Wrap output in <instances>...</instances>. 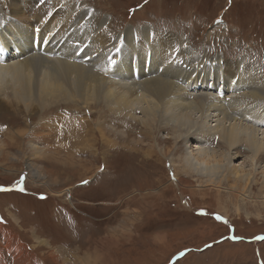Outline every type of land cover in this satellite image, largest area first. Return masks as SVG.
I'll return each instance as SVG.
<instances>
[{
	"label": "rangeland",
	"instance_id": "1",
	"mask_svg": "<svg viewBox=\"0 0 264 264\" xmlns=\"http://www.w3.org/2000/svg\"><path fill=\"white\" fill-rule=\"evenodd\" d=\"M76 3L80 10L74 15L93 9L99 23L108 18L119 36H127L128 29L133 33L153 27L163 36L186 40L196 54L194 65L189 56L180 55L174 69L194 76L200 62L224 56L264 73V0ZM7 14L0 4V22ZM78 15L69 16L72 23L85 20ZM140 37L135 35L134 43H144ZM126 45V38L118 43L119 49ZM107 60L116 65V51ZM240 80L247 81L242 75ZM234 89L221 99L244 93L243 87ZM17 112L0 111V264H18V244L26 247L22 264H264V164L250 160L251 154L228 166L243 168L246 175L253 171V190L238 185L235 198L230 195L232 181L210 186L206 199L199 191L194 198L169 180L177 172L185 184L202 182L180 169L183 145L169 139L168 128L154 129L157 142H152L139 124L141 113L140 121H133L105 102ZM209 120L210 127L216 125ZM196 121L201 123L199 117ZM154 144L171 149L172 155L163 158ZM31 165L45 172L49 184L31 173ZM16 182L28 193H40L41 201L37 195L4 191Z\"/></svg>",
	"mask_w": 264,
	"mask_h": 264
},
{
	"label": "bare ground",
	"instance_id": "2",
	"mask_svg": "<svg viewBox=\"0 0 264 264\" xmlns=\"http://www.w3.org/2000/svg\"><path fill=\"white\" fill-rule=\"evenodd\" d=\"M41 1H45L40 7L44 8L35 11ZM73 1L0 0L8 11L0 25V98L6 102L0 101V111L33 114L63 103L88 106L105 102L109 110L133 121L139 122L137 115L141 113L139 124L145 126V136L156 143L154 129L172 130L169 139L183 145L180 169L202 180L196 185L185 184L174 172L169 180L180 193L183 187L190 197H198L199 191L208 198L210 186L220 188L222 183L232 181L235 185L230 195L235 198L238 185L253 190L257 183L254 172L246 175L243 168L228 165L245 154H251L249 159L257 164H264V73L252 64L244 66L242 60L232 63L224 56L215 62H200L196 76L174 69V57L180 53L189 56L194 65L192 57L196 54L187 47L186 40L163 36L153 27L133 33L128 29L127 36H119L109 27L112 21L103 18L99 23V15L89 8L83 10V15L77 14L80 19L85 16V22L72 23L69 16L74 19L75 10H80V4L74 5ZM135 35L148 46L134 44ZM125 38L126 48L117 53L119 62L110 64L107 58ZM35 41L39 52L34 50ZM241 75L247 80L244 84ZM185 77L187 84L183 82ZM240 87L244 93L221 99L230 89L235 88L234 93ZM198 117L201 123L196 121ZM209 119L216 125L210 127ZM114 142L109 144L115 147ZM155 148L163 158L172 155L169 148L154 144ZM29 167L40 180L46 178L43 170ZM22 247L17 246L21 254L15 260L18 264H22L21 259L27 260L26 247Z\"/></svg>",
	"mask_w": 264,
	"mask_h": 264
},
{
	"label": "flooded vegetation",
	"instance_id": "3",
	"mask_svg": "<svg viewBox=\"0 0 264 264\" xmlns=\"http://www.w3.org/2000/svg\"><path fill=\"white\" fill-rule=\"evenodd\" d=\"M18 182H20V181H18ZM18 182H16V183H14L13 185H6V187L4 188V191H6V192H15L16 194H18L19 196L21 195V196H26V197H31V196H35V195H37V197H38V200L39 201H41V194L40 193H36V192H34V191H32V192H30V193H28L27 191H24V190H21V185H18ZM20 198V197H19ZM34 198V197H33ZM36 198V197H35ZM21 199V198H20ZM34 203V202H33ZM38 203H40V202H38ZM34 214V213H33ZM35 215V214H34ZM56 221L58 220V219H55ZM2 222V221H1ZM21 222V221H20ZM229 239L231 240V241H234L232 238H230L229 237ZM185 255V254H184ZM183 255V256H184ZM182 256V257H183Z\"/></svg>",
	"mask_w": 264,
	"mask_h": 264
},
{
	"label": "crops",
	"instance_id": "4",
	"mask_svg": "<svg viewBox=\"0 0 264 264\" xmlns=\"http://www.w3.org/2000/svg\"><path fill=\"white\" fill-rule=\"evenodd\" d=\"M41 235H42V234H41ZM36 257L38 258V256H35V258H36ZM38 259H39V258H38ZM13 264H15V262H13Z\"/></svg>",
	"mask_w": 264,
	"mask_h": 264
},
{
	"label": "snow or ice",
	"instance_id": "5",
	"mask_svg": "<svg viewBox=\"0 0 264 264\" xmlns=\"http://www.w3.org/2000/svg\"><path fill=\"white\" fill-rule=\"evenodd\" d=\"M0 190H3V189H0ZM21 190H23V189H21ZM218 219H219V217H218Z\"/></svg>",
	"mask_w": 264,
	"mask_h": 264
}]
</instances>
